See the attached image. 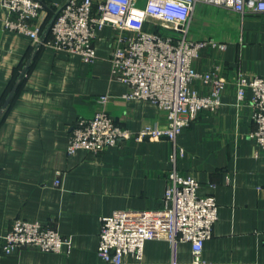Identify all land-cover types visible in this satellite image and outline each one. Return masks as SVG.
Listing matches in <instances>:
<instances>
[{
  "label": "crops",
  "instance_id": "0c3cea01",
  "mask_svg": "<svg viewBox=\"0 0 264 264\" xmlns=\"http://www.w3.org/2000/svg\"><path fill=\"white\" fill-rule=\"evenodd\" d=\"M42 1L54 6L66 0ZM8 17L0 0V99L29 62L0 117V264H113L96 253L100 220L119 210L164 207L172 144L131 136L96 153L67 154L70 131L78 119L93 115L97 98L106 93L111 95L106 112L131 132L164 125L165 114L149 100L124 97L127 86L111 78L109 26L96 30V58L87 63L76 53L5 29ZM45 28L49 38V24ZM187 37L226 43L223 51L202 49L193 61L198 70L220 66L227 81L221 104L213 113H200L176 140L184 153L179 172L192 175L200 184L198 194H212L218 205L202 258L264 264V148L250 136L255 129L251 90L238 101L234 83L238 73L264 75V12L240 14L198 2ZM16 218L57 230L70 246L58 252L2 251V236ZM171 254L169 241L147 239L141 259L127 254L121 264H165ZM175 256L180 264L189 262L190 243L178 242Z\"/></svg>",
  "mask_w": 264,
  "mask_h": 264
},
{
  "label": "built area",
  "instance_id": "2783aa9c",
  "mask_svg": "<svg viewBox=\"0 0 264 264\" xmlns=\"http://www.w3.org/2000/svg\"><path fill=\"white\" fill-rule=\"evenodd\" d=\"M198 2L240 14L264 12V0H66L54 5L57 9L49 25L50 37L42 38L41 28L47 15L42 0H1L12 15L3 20L5 29L76 53L87 63L96 58V30L109 26L111 78L127 86L124 97L149 100L165 114L164 125H145L131 132L106 112L105 105L111 97L106 93L97 98L99 108L93 115L78 119L70 131L67 154L79 149L96 153L131 136L165 138L172 144L164 207L119 210L102 217L96 253L103 261L121 264L127 254L141 259L147 239H165L172 248L165 264H180L175 256L178 242L190 243L191 260L185 264H240L202 258L203 242L212 235L218 205L212 194H198L199 182L192 175L180 173L177 167L178 158L184 155L177 145V136L200 113L217 110L227 83L218 64L208 70H198L193 65L202 49L223 51L226 46L214 39L187 37ZM234 83L238 101L244 98L246 88L251 90L255 129L250 136L264 148V75L238 73ZM2 241L4 252L22 247L58 252L70 246V239L57 230L20 218L13 220Z\"/></svg>",
  "mask_w": 264,
  "mask_h": 264
},
{
  "label": "trees",
  "instance_id": "16d2710c",
  "mask_svg": "<svg viewBox=\"0 0 264 264\" xmlns=\"http://www.w3.org/2000/svg\"><path fill=\"white\" fill-rule=\"evenodd\" d=\"M44 4L46 5L47 15H46V18L44 21L45 24L43 23V25H45V26L42 25V28H41V35H43V37L45 38V37H47V32L45 30L46 29L45 27L47 26V24L50 25L49 21H51V19H52L53 15L55 14L57 8L53 5L47 4L46 2H44ZM21 68L16 72V75L14 76L13 81L8 85L6 92H4V94L2 95V97L0 99V117L4 114V111H5V108L2 107V105L4 104V100L6 99V96L13 89V87L17 81H18V84L16 86V89L19 87V85L21 84V82L24 79V78H20V80H19V73H20ZM16 89H15V91H16Z\"/></svg>",
  "mask_w": 264,
  "mask_h": 264
},
{
  "label": "water",
  "instance_id": "95a60500",
  "mask_svg": "<svg viewBox=\"0 0 264 264\" xmlns=\"http://www.w3.org/2000/svg\"><path fill=\"white\" fill-rule=\"evenodd\" d=\"M55 14H56V13H55ZM55 14L53 15V17H52L50 23L53 22V20H54V18H55ZM28 62H29V61H28ZM28 62H27L26 65L22 68V70H21V72H20V75H19V78H22V77L25 75V72H26V70H27V68H28ZM14 88H15V87H14ZM11 94H12V93H10V94L8 95V97L6 98V100H5L4 104H3V107H4V108L7 106L8 102H9V100H10Z\"/></svg>",
  "mask_w": 264,
  "mask_h": 264
}]
</instances>
